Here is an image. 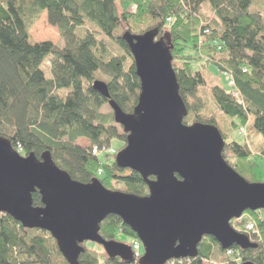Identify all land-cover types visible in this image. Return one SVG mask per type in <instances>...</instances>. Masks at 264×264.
Masks as SVG:
<instances>
[{"label": "trees", "instance_id": "1", "mask_svg": "<svg viewBox=\"0 0 264 264\" xmlns=\"http://www.w3.org/2000/svg\"><path fill=\"white\" fill-rule=\"evenodd\" d=\"M251 2L0 0V138L21 157L33 154L39 158L49 152L54 164L78 183L97 179L107 190L119 191V186L122 193L147 196L139 174L118 168L114 161L101 163L92 155L95 146L109 147L116 140L122 143L120 151L126 144V135L114 123L112 111L102 113L108 102L92 89V83L97 75L103 77L110 100L123 113L131 114L138 102L140 82L122 37L127 32L142 35L156 29L158 38L168 35L173 45L172 67L188 120L217 127L225 142L226 163L248 183H263L259 162L264 163V147L253 153L245 143L231 139V134L250 120L257 134L264 137V18L260 11H249ZM43 13L48 25L56 28L61 46L31 40L29 31ZM43 65L51 78H46ZM209 66L220 75L227 72L232 76L240 103L229 89L207 82ZM205 86L220 116L204 112L199 93ZM63 90L69 91L61 96ZM188 120L184 118L183 123ZM82 139L88 147L77 144ZM32 203L41 207L37 192ZM246 213L255 219L259 230L260 238L250 240L257 244L256 249L231 248L233 254L228 256L213 238L206 237L195 259L174 264H204L216 255L229 257L222 260L224 264H264V210ZM98 234L107 242L138 240L112 215L99 225ZM85 244L78 264H126L105 256L98 245L90 248ZM0 264L67 263L50 234L24 229L0 214Z\"/></svg>", "mask_w": 264, "mask_h": 264}, {"label": "water", "instance_id": "2", "mask_svg": "<svg viewBox=\"0 0 264 264\" xmlns=\"http://www.w3.org/2000/svg\"><path fill=\"white\" fill-rule=\"evenodd\" d=\"M158 34L154 29L122 37L140 82L131 114L110 100L103 82L92 83L126 135L114 162L140 175L147 196L107 190L97 179L78 183L54 164L49 152L21 157L0 138V214L24 229L50 234L67 264H78L85 243L100 246L108 258L134 262L127 244L104 241L98 234L99 225L111 215L141 243L137 264L195 259L206 237L222 251L257 248L230 222L245 212L264 210V182L248 183L226 163L217 127L183 123L188 111L172 67L173 45L168 35ZM36 192L41 207L33 206Z\"/></svg>", "mask_w": 264, "mask_h": 264}, {"label": "rangeland", "instance_id": "3", "mask_svg": "<svg viewBox=\"0 0 264 264\" xmlns=\"http://www.w3.org/2000/svg\"><path fill=\"white\" fill-rule=\"evenodd\" d=\"M249 11H251V12L260 11L263 18H264V0H252ZM29 35L31 37V40L34 42H37V43H39V42H51L57 46H61V44H62L56 28L50 27L48 25L45 13H43L40 16V18L37 20V22L31 27V29L29 31ZM99 37H101V36L99 35ZM113 49H114L113 46L110 45L109 50H111L112 54L115 53V51H113ZM194 68H197V66H194ZM42 69L45 73L46 78H48V79L51 78L49 70L47 69V67L45 65H43ZM207 71L209 73V74H207V78H206L207 82L212 81V82H214V84H220L225 89H227L225 79L223 78L222 75L217 73L216 69L213 66H209ZM103 79H104L103 77L97 75L96 78L94 79V81L103 82L102 81ZM68 91L69 90H63V91H60L59 94L61 96H64ZM199 95H200L202 102H204V106H205L204 112L206 110V114L211 115L213 113V114H215V116H220V112L217 110V108L214 105V102L212 101L208 86L203 87L200 90ZM204 106H202V107H204ZM109 112H111V110L108 107V105H106L102 108L103 114H109ZM186 118H187V120L190 119V117H186ZM193 123H195V121L188 120L187 124H185V125H191ZM245 130H246V135L244 137L239 136L238 131L236 130L235 132H233L231 134V139L237 141L240 144L245 143V145H247L252 150L253 153L259 152L258 150H260V149H258V148L264 147V137L262 135L257 134V132L254 130V128L252 126V120L248 121V123L246 124ZM77 144L79 146H82V147H88L89 146V143L83 139L78 140ZM121 145H122V143L120 141L114 140V141H112L111 146H109L110 147L109 149L114 150L115 153L117 154ZM106 155L108 157H106ZM115 156L116 155H108L107 153H102V154H99L97 157L101 163H112L115 160ZM259 165H260V169L262 172V182H264V163L262 161H260ZM99 174H100V172H99ZM117 189L119 190L118 192H120L119 186H117ZM235 225L236 224H232L231 226L233 227ZM119 241H121V243H125V244H128V242H129V240L125 239V238H119ZM85 245H86V247H90V248L92 247V243H86ZM225 258L228 259L229 257L227 255H224V256L216 255L214 258H212V260H210L209 262H205L204 264H224L223 263L224 261H222V260Z\"/></svg>", "mask_w": 264, "mask_h": 264}, {"label": "built area", "instance_id": "4", "mask_svg": "<svg viewBox=\"0 0 264 264\" xmlns=\"http://www.w3.org/2000/svg\"><path fill=\"white\" fill-rule=\"evenodd\" d=\"M223 78L226 81V86L227 89H229L234 97V99H236L239 103L241 102V99L238 95V93L235 90V83L234 80L232 78V76L227 73V72H223L222 73ZM239 136H245L246 135V130L244 126H241L237 129ZM110 147H98L95 146L92 148V155L94 156H98L99 154L102 153H107L108 155H115V151L114 150H110ZM260 219V218H258ZM233 224H236L235 226H233V229L240 233L245 235L249 240H253L255 238H260L259 236V230L256 227V221L255 219L250 216L248 213H244L242 214V216L239 219H235L233 220ZM128 246L131 249L132 252V256L134 261H138V259L142 256L143 254V249H142V245L139 242V240L136 239H130L128 242ZM233 252L232 250H227V255L230 256L232 255ZM182 260H172L167 262L166 264H174L175 262H179L181 263Z\"/></svg>", "mask_w": 264, "mask_h": 264}]
</instances>
